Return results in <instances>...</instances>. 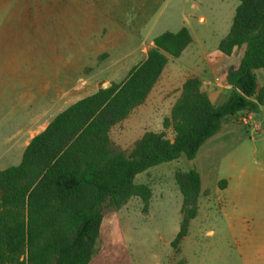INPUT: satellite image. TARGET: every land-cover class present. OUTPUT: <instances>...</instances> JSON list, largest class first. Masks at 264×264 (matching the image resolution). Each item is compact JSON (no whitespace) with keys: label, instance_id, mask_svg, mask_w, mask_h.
<instances>
[{"label":"rangeland","instance_id":"1","mask_svg":"<svg viewBox=\"0 0 264 264\" xmlns=\"http://www.w3.org/2000/svg\"><path fill=\"white\" fill-rule=\"evenodd\" d=\"M237 4L238 0H0V169L20 162L24 135L41 109L50 106L56 84L59 89L80 87L73 96L77 98L92 93L96 84L119 83L143 60L151 39L165 31L186 27L192 37L179 57L168 56L160 75L167 89L191 75L222 88L223 73L241 53L237 49L226 57L217 48ZM256 75L261 85L263 70H256ZM44 88L47 93H42ZM160 90L157 85L142 105L112 127L114 144L128 150L144 132L162 129L172 96L159 100ZM257 117L263 134L253 132L255 139L264 136V112ZM227 129L229 125L223 126L218 134ZM167 136L172 137L170 129ZM235 138L228 135L211 166L203 161L201 184L211 195L207 204L200 200L198 214L178 247L171 244L179 229L182 201L174 171L189 169L186 158L138 175L136 182L149 183L152 189L146 211L139 197L119 210L105 209L95 262L242 264L237 240L229 236V189L222 192L213 181L214 164ZM228 169L229 156L222 159L220 174L228 175Z\"/></svg>","mask_w":264,"mask_h":264},{"label":"trees","instance_id":"2","mask_svg":"<svg viewBox=\"0 0 264 264\" xmlns=\"http://www.w3.org/2000/svg\"><path fill=\"white\" fill-rule=\"evenodd\" d=\"M186 27L152 39L146 58L119 83L102 85L56 114L24 147L20 162L0 169V264H88L98 251L106 208L119 210L139 197L143 211L152 197L149 183L136 178L179 158L193 159L201 145L231 125L242 111L264 104V0H238L218 51L241 50L237 66L225 72L229 91L213 104L197 76L184 81L162 120V130L146 131L128 150L110 139L112 127L142 105L157 83L168 56L179 57L191 43ZM172 138L167 136V130ZM182 196L178 247L198 213L202 191L195 170L174 171ZM225 182L218 186L224 188Z\"/></svg>","mask_w":264,"mask_h":264},{"label":"crops","instance_id":"3","mask_svg":"<svg viewBox=\"0 0 264 264\" xmlns=\"http://www.w3.org/2000/svg\"><path fill=\"white\" fill-rule=\"evenodd\" d=\"M152 44L151 39L150 45L152 46ZM147 51L145 52L143 60L146 58ZM238 61L233 66H237ZM192 76L194 75L190 77ZM222 76L223 79H225V73H223ZM188 78L189 77H186L178 87L167 89V81H163L159 77L154 86L155 88H152V90H154H151L148 96L153 94L157 85H161L158 98L159 100H164L163 97L166 99L172 96V102L169 104L171 108L180 94L182 84ZM199 79L201 80V89L207 93L213 104H220L225 100L230 88L229 85L225 83L222 85V88H215L218 84L215 85L213 83L212 85L201 78ZM84 83L85 81H81L80 85H84ZM99 86L96 84L92 93H94ZM54 88V97L51 99L50 106L41 109L40 115L30 124L28 127L29 130L24 135L22 146L25 147L28 141L35 134L43 130L56 114L64 110L70 104L87 96V94H92L89 92L90 94L87 93L73 98L74 94L82 90L80 87L70 86L59 89L56 84ZM47 91L48 89L44 88L42 93H47ZM42 93L41 95H43ZM40 100L42 101V98H40ZM262 111L264 112V104L258 105L252 110L240 112L236 122L229 125V129L207 139L199 148L196 156L188 160L190 163L188 170H195L198 172L202 183L201 168L203 161H205L208 167L211 166L210 160L215 159V154L224 147L228 135H236L235 142L232 145L229 144V151L225 155H222L220 160L214 164L215 172L213 181L216 184V189L219 188L222 192H226L229 189V236L235 241L237 240L238 252L240 253L239 258L242 264H264V144L261 143V141L264 140V136L259 139L252 137L253 132H258L259 135L263 134L262 120L257 117ZM228 156L229 169L227 172L229 173L228 175H221V161ZM222 176H225V178L223 179ZM221 180L225 182L224 188L218 186ZM201 189L202 191L208 192V194L199 197L198 211L200 208V200L203 199L201 205L207 204L211 195L208 189L202 187V184ZM95 259L96 258L91 259L88 264L108 263L107 261H99L98 263L95 262ZM115 261L116 260H113L112 263H115ZM109 263H111L110 260Z\"/></svg>","mask_w":264,"mask_h":264},{"label":"water","instance_id":"4","mask_svg":"<svg viewBox=\"0 0 264 264\" xmlns=\"http://www.w3.org/2000/svg\"><path fill=\"white\" fill-rule=\"evenodd\" d=\"M110 86V83H106L105 85H103V88H107Z\"/></svg>","mask_w":264,"mask_h":264},{"label":"built area","instance_id":"5","mask_svg":"<svg viewBox=\"0 0 264 264\" xmlns=\"http://www.w3.org/2000/svg\"><path fill=\"white\" fill-rule=\"evenodd\" d=\"M219 79L218 78H216V81H218Z\"/></svg>","mask_w":264,"mask_h":264}]
</instances>
